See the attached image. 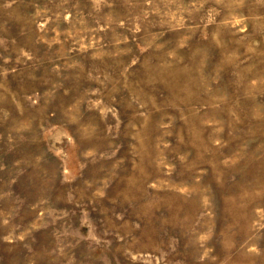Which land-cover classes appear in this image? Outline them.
<instances>
[{"label":"rangeland","instance_id":"obj_1","mask_svg":"<svg viewBox=\"0 0 264 264\" xmlns=\"http://www.w3.org/2000/svg\"><path fill=\"white\" fill-rule=\"evenodd\" d=\"M0 264H264V0H0Z\"/></svg>","mask_w":264,"mask_h":264}]
</instances>
